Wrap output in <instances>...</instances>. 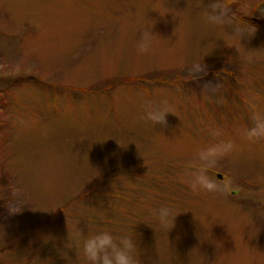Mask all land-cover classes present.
<instances>
[{
    "label": "rangeland",
    "instance_id": "1",
    "mask_svg": "<svg viewBox=\"0 0 264 264\" xmlns=\"http://www.w3.org/2000/svg\"><path fill=\"white\" fill-rule=\"evenodd\" d=\"M102 231L264 264V0H0V264H87Z\"/></svg>",
    "mask_w": 264,
    "mask_h": 264
},
{
    "label": "clouds",
    "instance_id": "2",
    "mask_svg": "<svg viewBox=\"0 0 264 264\" xmlns=\"http://www.w3.org/2000/svg\"><path fill=\"white\" fill-rule=\"evenodd\" d=\"M154 36L150 27H146L142 31L136 45L138 54L148 55L151 52ZM169 113L173 112L167 106L153 107L151 101H148L143 118L152 121L155 125L161 124L167 127L166 116ZM213 154H215V149H209L201 155L210 156ZM175 217H172L168 208L162 207L157 212L158 223L161 228L166 230H171L174 227ZM82 253L87 264H137L136 244L126 234L114 235L110 231H102L90 235L82 242Z\"/></svg>",
    "mask_w": 264,
    "mask_h": 264
},
{
    "label": "water",
    "instance_id": "3",
    "mask_svg": "<svg viewBox=\"0 0 264 264\" xmlns=\"http://www.w3.org/2000/svg\"><path fill=\"white\" fill-rule=\"evenodd\" d=\"M219 176L222 177V174H219ZM234 192H236V191H234Z\"/></svg>",
    "mask_w": 264,
    "mask_h": 264
}]
</instances>
